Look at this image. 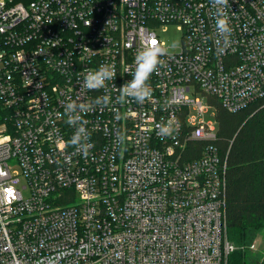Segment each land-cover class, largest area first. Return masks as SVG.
Returning a JSON list of instances; mask_svg holds the SVG:
<instances>
[{
	"label": "built area",
	"instance_id": "built-area-1",
	"mask_svg": "<svg viewBox=\"0 0 264 264\" xmlns=\"http://www.w3.org/2000/svg\"><path fill=\"white\" fill-rule=\"evenodd\" d=\"M226 11L219 55L211 0H0V264H228L226 161L203 115L264 98V0ZM152 39L151 98L117 103ZM101 64L116 77L82 87ZM69 97L89 106L87 157L65 146ZM168 122L178 132L157 135Z\"/></svg>",
	"mask_w": 264,
	"mask_h": 264
},
{
	"label": "trees",
	"instance_id": "trees-1",
	"mask_svg": "<svg viewBox=\"0 0 264 264\" xmlns=\"http://www.w3.org/2000/svg\"><path fill=\"white\" fill-rule=\"evenodd\" d=\"M210 102L217 122L214 144L226 161V229L235 246L228 264H264V247H251L264 239V98L232 113L216 99Z\"/></svg>",
	"mask_w": 264,
	"mask_h": 264
},
{
	"label": "clouds",
	"instance_id": "clouds-1",
	"mask_svg": "<svg viewBox=\"0 0 264 264\" xmlns=\"http://www.w3.org/2000/svg\"><path fill=\"white\" fill-rule=\"evenodd\" d=\"M212 6L216 9L215 12V30L217 36L220 38L216 41L217 53L219 55L225 54L227 49L231 46V35L233 29L230 26L229 17L226 9L229 6V0H211ZM222 44V46H220ZM165 54V48L159 44L158 41L152 39L142 50L135 55V69L134 71L126 72L131 76V80L126 81L120 88H117L119 95L116 97V102L123 104L131 101L143 103L152 96V88L149 84L150 77L163 66L161 56ZM116 77V70L114 65L101 64L96 70L89 71L84 76L82 87L88 90H99L107 87V81L113 80ZM116 87V86H114ZM69 102L64 105L65 115L67 116L66 123L76 127V132L70 141H67L65 146H72L76 151L82 152L87 157L89 149L93 147L88 143L89 134L86 128L87 121L83 119L81 113H87L89 106L84 103H77L68 98ZM112 98L108 95L98 97L95 104L108 106ZM174 132H178L173 127L171 122L157 125V135L162 137H171ZM123 136L117 137V142L122 143ZM38 264H44L41 260Z\"/></svg>",
	"mask_w": 264,
	"mask_h": 264
},
{
	"label": "rangeland",
	"instance_id": "rangeland-1",
	"mask_svg": "<svg viewBox=\"0 0 264 264\" xmlns=\"http://www.w3.org/2000/svg\"><path fill=\"white\" fill-rule=\"evenodd\" d=\"M178 35H179L178 32L172 27L168 28L167 31L162 34L166 44L169 46H172V47L179 44ZM199 97L201 98L200 100H201L202 104H207L206 98H203V96H201V94H199ZM213 111H214V109L211 106V108H209L207 110V112L203 115L204 119H214ZM262 247H264V239L259 237L257 240H255L252 249L254 251L261 252Z\"/></svg>",
	"mask_w": 264,
	"mask_h": 264
}]
</instances>
